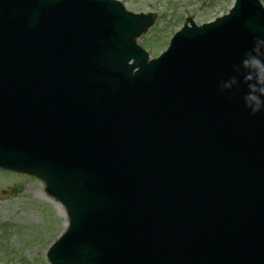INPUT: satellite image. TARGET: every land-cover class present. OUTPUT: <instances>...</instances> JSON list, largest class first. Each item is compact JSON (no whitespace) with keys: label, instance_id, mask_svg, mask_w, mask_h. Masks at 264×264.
I'll use <instances>...</instances> for the list:
<instances>
[{"label":"water","instance_id":"1","mask_svg":"<svg viewBox=\"0 0 264 264\" xmlns=\"http://www.w3.org/2000/svg\"><path fill=\"white\" fill-rule=\"evenodd\" d=\"M78 6L80 8L76 9ZM98 6L106 10L112 7L116 12L115 20H119L121 10L115 3L106 0H0V169L36 175L45 181L50 195L65 207L69 227L49 250V261L51 264H264V222L257 215L264 214V210L254 205L245 208L242 217H253L251 223L254 231L247 228L248 224L242 225L238 236L229 234L220 252H215L211 259L205 261L211 253V238L205 242L199 236L198 219H202V228H205L219 215H224L219 214L212 206L210 210L203 212L207 201H200L195 190L190 187H176L179 192L182 191L177 196L161 180L154 184L142 182L150 171L149 166L139 171L142 178L137 181L130 179L129 169L114 171L118 162L111 160L109 155L115 159L114 153H119L121 149L113 148V152L101 150L97 141L100 132L95 133L90 126H97L99 129L115 124L122 125L123 130L124 125L141 121L140 132L144 133L154 122L149 109H158L159 101L154 106H146L140 99L133 100V91L128 84L130 89H122L124 95L121 102L125 106L114 124L109 114L106 118L102 114V122L93 123V117L84 109V105L78 112H74L78 107L70 99L72 92L66 90V85L77 81L88 84L87 81L92 82V79L86 78L85 71L89 64L84 62V48L78 46L79 55H75L71 41L79 40L77 34L93 23L89 13L99 12ZM236 6L228 18L220 19L206 29L219 25L220 28L215 29V32H229L238 41L245 35L254 40L264 39V30L257 24H247L241 30L224 28L229 20L238 15H242L244 21L252 18L256 20L258 16L264 15L256 0H237ZM104 15L108 16V12ZM95 18L101 20L96 16ZM194 29L184 28L173 42L177 44L181 38L197 36L204 30ZM104 33L102 31L96 36L97 43L108 49L110 46V51L116 53V41L108 39L104 44ZM191 49L194 51L195 47L191 46ZM218 49L226 68H232L243 57L232 43ZM70 52L74 55L71 56ZM139 55L131 48L118 58L103 60L102 64L112 61L109 70L111 74H116L122 71L121 64L126 66L134 58L136 64L126 66L130 71L136 66L147 70V65L140 63L143 58ZM170 56L172 54L168 55ZM185 62L186 59L183 58L171 60V63H175V68ZM118 67L121 69L118 70ZM95 79L100 84L101 78L98 75H95ZM175 79L173 71L172 75L161 79V83L143 100L154 102V96L166 86L168 93H171L170 87L177 84ZM194 79L202 81L203 76ZM208 84L215 85L212 78ZM60 85L62 90L59 93L64 96L62 100L55 99L53 95ZM177 91L175 96L182 94L181 84ZM111 92L115 95L117 91ZM187 92H191L189 87ZM237 94L241 96L242 92ZM211 100L206 99L205 104L208 105ZM223 100H228L235 109L240 103L236 94L229 92ZM44 114L50 127L47 125V129H37L33 125L35 121L31 119L37 122ZM160 116L158 111L155 118ZM255 121L264 123L258 118ZM263 128L264 126H260L258 131H263ZM34 130L38 133L34 134ZM134 132L133 129L129 134ZM195 133H198L197 145L187 150L188 156L189 152L191 155L200 154L207 149L204 146L206 130L201 131V127H196L194 135ZM218 133L213 130L208 135L212 140ZM105 137L102 135V138ZM143 138L150 141L146 135ZM36 141L51 143L55 159L50 163V168H45L47 162L43 156H32L31 151H28L34 148ZM84 147L87 149L84 150ZM140 147L142 148L141 145ZM81 148L83 152L80 151ZM140 151L142 149L134 152ZM122 152L133 153L125 148H122ZM139 154L143 157L142 153ZM147 155L148 153L145 157ZM10 160L17 164L9 163ZM127 161L124 156L123 162ZM96 162L104 164L106 168L99 167V172H96ZM221 162L226 163L225 160L218 161ZM62 164L73 172L70 177L61 169ZM229 164L232 165V161ZM151 165L155 166L154 163ZM223 170L225 169L222 168ZM177 181L179 185L180 181ZM115 183L119 184V188H112ZM220 183L221 180L218 184ZM135 192L142 195L138 201L131 199ZM82 193H86L85 196ZM217 204L224 206L220 200ZM225 209L226 207L222 212ZM153 216L158 219L157 223L151 218ZM169 217H172L171 221H176L173 226L178 228L174 232L167 224ZM130 231L135 233L128 235L129 241L125 237L128 243L123 245V237ZM225 231L234 230L229 227ZM138 244L140 246L134 252L129 250ZM101 248L103 250L96 253L95 249Z\"/></svg>","mask_w":264,"mask_h":264},{"label":"rangeland","instance_id":"2","mask_svg":"<svg viewBox=\"0 0 264 264\" xmlns=\"http://www.w3.org/2000/svg\"><path fill=\"white\" fill-rule=\"evenodd\" d=\"M133 13L154 14L138 42L150 57L163 52L190 18L196 25L228 13L234 0H118ZM264 7V0H259ZM67 225L63 208L44 184L19 173L0 171V264H49L46 253Z\"/></svg>","mask_w":264,"mask_h":264},{"label":"clouds","instance_id":"3","mask_svg":"<svg viewBox=\"0 0 264 264\" xmlns=\"http://www.w3.org/2000/svg\"><path fill=\"white\" fill-rule=\"evenodd\" d=\"M232 75L219 84L222 93L236 94L246 86L242 95L243 106L251 115L264 112V39L257 38L252 48L238 64L232 66Z\"/></svg>","mask_w":264,"mask_h":264},{"label":"bare ground","instance_id":"4","mask_svg":"<svg viewBox=\"0 0 264 264\" xmlns=\"http://www.w3.org/2000/svg\"><path fill=\"white\" fill-rule=\"evenodd\" d=\"M135 130V129H134Z\"/></svg>","mask_w":264,"mask_h":264}]
</instances>
